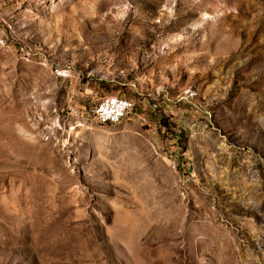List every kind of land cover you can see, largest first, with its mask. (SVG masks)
Here are the masks:
<instances>
[{
  "label": "rangeland",
  "instance_id": "374dc122",
  "mask_svg": "<svg viewBox=\"0 0 264 264\" xmlns=\"http://www.w3.org/2000/svg\"><path fill=\"white\" fill-rule=\"evenodd\" d=\"M0 264H264V0H0Z\"/></svg>",
  "mask_w": 264,
  "mask_h": 264
},
{
  "label": "bare ground",
  "instance_id": "6f19581e",
  "mask_svg": "<svg viewBox=\"0 0 264 264\" xmlns=\"http://www.w3.org/2000/svg\"><path fill=\"white\" fill-rule=\"evenodd\" d=\"M113 101H115L119 104H124L125 107H131V103L124 98H121V97H105L95 106V108L96 109H103L107 103H110ZM130 109L131 108L119 110L118 112L115 113V118L110 119V121L102 118L101 112H92V113H93V116L95 117V119L97 120V122L99 124L106 125V124H115V123L122 121L123 119H125L129 115Z\"/></svg>",
  "mask_w": 264,
  "mask_h": 264
},
{
  "label": "built area",
  "instance_id": "2783aa9c",
  "mask_svg": "<svg viewBox=\"0 0 264 264\" xmlns=\"http://www.w3.org/2000/svg\"><path fill=\"white\" fill-rule=\"evenodd\" d=\"M126 108H131V107H125L124 104H119L115 101L107 103L103 109H96L94 107L92 112H101L102 113V118L107 119L108 121H110V119H114L115 118V113L118 112L119 110H123ZM143 119V118H142ZM173 165H175V163H173ZM175 168H177V166L175 165Z\"/></svg>",
  "mask_w": 264,
  "mask_h": 264
},
{
  "label": "crops",
  "instance_id": "0c3cea01",
  "mask_svg": "<svg viewBox=\"0 0 264 264\" xmlns=\"http://www.w3.org/2000/svg\"><path fill=\"white\" fill-rule=\"evenodd\" d=\"M149 72H150V70L148 71V74H149ZM153 73H150L149 75H148V78H149V76H151Z\"/></svg>",
  "mask_w": 264,
  "mask_h": 264
}]
</instances>
